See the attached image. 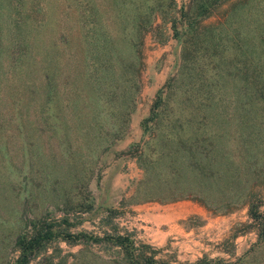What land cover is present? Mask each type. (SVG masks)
Wrapping results in <instances>:
<instances>
[{"label":"rangeland","instance_id":"1","mask_svg":"<svg viewBox=\"0 0 264 264\" xmlns=\"http://www.w3.org/2000/svg\"><path fill=\"white\" fill-rule=\"evenodd\" d=\"M101 40L124 47L90 86L27 71L64 41L100 66ZM250 132L264 135V0H0V264L33 223L52 238L28 264H264ZM203 165L238 188L198 200Z\"/></svg>","mask_w":264,"mask_h":264},{"label":"trees","instance_id":"2","mask_svg":"<svg viewBox=\"0 0 264 264\" xmlns=\"http://www.w3.org/2000/svg\"><path fill=\"white\" fill-rule=\"evenodd\" d=\"M118 34L119 32L116 33L115 35H118ZM140 42H141V39H138L137 42H131L129 44V46H131L134 49L137 57H138L137 50L139 49L138 44H140ZM68 43L69 42L64 41V42H61V44H55L54 47L53 45L49 44V47H45L44 59L42 63L33 61L31 68L28 69L27 71L32 73V71H35V70L36 71L43 70L45 71V73H48V71L51 70L50 74H45L46 81L44 83L50 82L49 78L54 71H59V72L62 71V73L65 74L66 76L71 75L68 78V81L70 82L73 88L80 86L85 81H87L88 85L90 86L92 84V79L89 76L94 75L91 70L96 69L101 72L106 68L109 69L110 62L106 61L107 57L110 54H111L110 57L112 58L118 57L120 55L119 59H121L122 52L120 51L122 47H124V46L122 47L120 46V44H123L122 42L118 43L116 41H111V40L110 41L101 40L100 42H98L99 45L97 46L99 49L97 52L100 55V57H102L103 60L99 62L101 63L100 66H97L94 68V61L90 63V59L81 58L82 57L81 46H78V47L69 46L68 47L67 46ZM22 48L23 46L21 47V51H22ZM24 51L27 53L26 46H24ZM41 57H43V55ZM43 66H44V69H42ZM134 69L138 73V69H136V67ZM26 77H24V75H22L21 77L19 76L17 80V85H18L17 89L22 91L23 99H30L33 93V89H37L39 86L35 85V82L32 80H31V85H26L25 84ZM82 77H84V80H82ZM250 133L252 136H255L256 138H260L264 136V135H260L259 133H254V134L252 132ZM185 142L189 149L194 146L193 142L191 141H185ZM179 152L181 151L176 149V153H179ZM248 163L249 162H247V164ZM256 164H257L256 161L251 162L250 164L251 173H252V176L250 179L251 183H249V187H247V190H245L246 192L244 194V202L250 203L254 200V197L256 196V193L254 192L255 190L254 188L257 185H259V179H257L259 175L258 173L259 170L257 169ZM197 172L200 174H199V181H197L194 185V186H197V193H195L194 197L198 198V200H201V201L205 200V194L210 195L215 192L223 193L224 191L228 189L229 186H230L229 188L233 187L234 183L240 180L239 173H233V171H229L228 169H225L223 167H221L220 170L218 171H213L212 169L205 167L203 165V166L197 167ZM211 183L216 184V186L213 187ZM238 184L239 183H236L234 188L237 189ZM178 196L187 197L188 195L178 194ZM252 210H253V206L251 210H249L250 216L253 218L255 222L262 225V229H260V231H261L262 237H264V217L259 214H256V212ZM32 225H33V230L35 231L33 234H31L30 236H28L27 234H23L16 239L15 248L18 250V255L16 259L9 264H28L29 261L36 255V253L41 248L45 247V244L41 243L42 242L41 240H48V241L51 240L52 231L50 229L52 225H47L46 229L44 227L40 228L39 225L37 226L34 223ZM64 236L66 238L73 237V240H76L81 235L72 236L71 233H67ZM124 240H125L124 237H117L116 243L119 245H123ZM48 241H44V242L46 243ZM149 263H151V261H149Z\"/></svg>","mask_w":264,"mask_h":264},{"label":"crops","instance_id":"3","mask_svg":"<svg viewBox=\"0 0 264 264\" xmlns=\"http://www.w3.org/2000/svg\"><path fill=\"white\" fill-rule=\"evenodd\" d=\"M148 217H156V215H154V214H149L148 213ZM153 219V218H152Z\"/></svg>","mask_w":264,"mask_h":264}]
</instances>
